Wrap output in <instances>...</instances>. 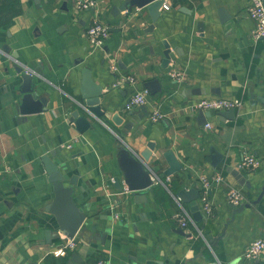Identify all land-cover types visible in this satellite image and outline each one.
<instances>
[{
  "label": "crops",
  "instance_id": "0c3cea01",
  "mask_svg": "<svg viewBox=\"0 0 264 264\" xmlns=\"http://www.w3.org/2000/svg\"><path fill=\"white\" fill-rule=\"evenodd\" d=\"M95 1L77 11L73 0H0V264H264V253L243 255L254 238H264V195L238 213L225 197L235 186L247 202L264 186V38H251L248 0H166L151 28L144 7L118 10L124 0ZM93 15L110 26L97 49L85 32ZM16 65L34 73L32 100L42 110L21 112ZM84 66L102 86L101 108L109 115L90 118L80 132L68 117L81 97ZM126 76L135 81L118 82ZM151 80L154 93L145 87ZM143 88L147 102L125 110ZM202 97L241 104L233 117L219 113L230 108L206 110L203 121L192 108ZM154 108L164 114L156 121L149 118ZM132 118L120 138L116 132ZM123 149L156 174L169 167L164 154L172 150L182 168L139 193L118 188ZM243 151L260 158L257 169L236 168ZM44 153L63 172L57 183L84 218L79 230L87 224L58 256L55 246L70 238L49 207L56 182L44 169ZM215 172L224 181L209 189L213 214L204 215L199 198V211L191 212L178 193L200 192L199 176ZM181 207L191 217L186 228L173 218Z\"/></svg>",
  "mask_w": 264,
  "mask_h": 264
},
{
  "label": "water",
  "instance_id": "95a60500",
  "mask_svg": "<svg viewBox=\"0 0 264 264\" xmlns=\"http://www.w3.org/2000/svg\"><path fill=\"white\" fill-rule=\"evenodd\" d=\"M165 1L166 0H124L123 4L118 10H124L131 6L144 7L145 11H147L149 16L151 17L152 22L150 26H148L149 28H151L154 26L155 22L160 18L162 13L161 9L162 7H164ZM223 16H225V14H223ZM228 17H226V19ZM163 42L165 45L163 54L166 60L169 61L171 57L168 46L169 44L165 40ZM15 70L18 72L19 76L23 81L21 92L24 93V107L22 108L21 112H38L42 110L43 108H41L38 104L34 103L32 100L33 96H37V91L35 88L36 80H34V73L28 70L23 65H16ZM81 74V97L80 99H77L78 106L72 111H70L68 119L74 123L77 130H79L80 132H84L91 125V121L89 120L90 118L94 117L97 119H101L102 116H108L109 113L105 112L103 108H101L100 98L103 95L102 86L94 82L91 76L90 68L84 66L81 70ZM153 83L155 84V80H151L145 84V87L152 93H154L156 90L155 86H153ZM193 92H195V90H193ZM261 100L262 102H264V98H262ZM40 101L42 103H45V100L43 98H41ZM198 113L203 116V121H205L206 117L209 115V111L202 109H199ZM219 113H223L224 115H230L231 117H233L234 108H230L227 111H219ZM133 123V118L126 120V122L122 124V128L118 132H116L117 135L122 138L123 135L131 129ZM51 154H54V151ZM119 155V166L123 172V176L122 179H120L118 176L115 178L114 183L118 188L126 187L129 191H136L134 193H139L137 191H143L152 184L150 176V174L152 173L150 169L146 167V163L140 160L137 156L135 157L131 155V153L127 149L120 150ZM164 156L169 163V167L166 168L162 173L157 174L161 180L182 168V163L177 160L172 150L166 151ZM40 158L46 173L49 175V179L52 182H56L55 198L52 204H49V207L55 213L59 220L60 231L69 238L73 237L81 227L84 218L81 214L76 211L73 203L71 202L72 200L68 199L65 196L64 193H68V190L63 189L61 187V184L57 183L64 179L63 172L61 171L59 166L52 160L50 155L47 153L42 154ZM212 164L216 166L217 163L212 162ZM241 180V182L244 183L245 180ZM71 181L73 182V180ZM208 192L210 194V191ZM262 195H264V186H262V190L254 200L243 202L238 205L229 203L230 206L233 208L232 212L238 213L244 208H249L256 202H258ZM178 197L180 198V200L184 202L188 201L190 203L189 209L191 212H197V210L199 209V205L196 199H200V192L198 190L193 188L190 190H181L178 193ZM193 216L196 217L194 213ZM83 227H87V224ZM81 229L79 230L80 232Z\"/></svg>",
  "mask_w": 264,
  "mask_h": 264
},
{
  "label": "built area",
  "instance_id": "2783aa9c",
  "mask_svg": "<svg viewBox=\"0 0 264 264\" xmlns=\"http://www.w3.org/2000/svg\"><path fill=\"white\" fill-rule=\"evenodd\" d=\"M74 8L77 11H82L85 9H91L95 6V0H73ZM167 4H164L166 6ZM247 14L253 20L254 26L251 31V38L253 40L264 38V0H248ZM86 36L90 42L93 49L101 48L110 32V26L101 21L97 16L93 15L90 18L89 23L85 28ZM110 68L116 70L117 66L112 63ZM172 75H180V72L173 71ZM130 82L133 83L135 79L132 76H126V78L119 80L118 82ZM148 91L147 89H136L126 100L124 104L125 110H130L136 106L144 104L147 102ZM241 104L238 98H225V97H202L193 103V110H222L229 108L239 107ZM163 112L158 108H154L149 114V118L152 121L159 120L163 117ZM210 122H205V127H210ZM261 164V160L257 155L250 152L243 151L239 162L236 165L238 170H255ZM150 176L151 180L154 182L161 181L158 175L151 170ZM200 180V201L201 207L206 217L211 216L214 211V204L209 196V189L212 186L221 184L224 181L223 176L218 173L201 174L199 176ZM225 197L228 203L238 205L246 201L245 195L236 188L235 186H230L225 192ZM173 218L177 221L178 225L182 228H186L188 221L191 217L189 213L184 209L180 208L177 212L173 214ZM76 241L73 238L67 239L61 244L55 246L53 253L55 255H63L68 248L74 247ZM262 253H264V238L257 237L254 238L244 249L243 255L246 259L254 260L258 258ZM98 264H101L100 262Z\"/></svg>",
  "mask_w": 264,
  "mask_h": 264
}]
</instances>
